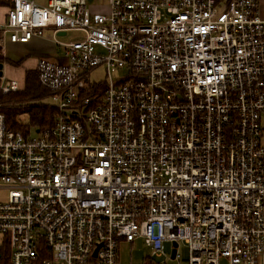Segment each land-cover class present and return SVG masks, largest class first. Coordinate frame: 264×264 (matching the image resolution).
<instances>
[{
  "label": "built area",
  "instance_id": "1",
  "mask_svg": "<svg viewBox=\"0 0 264 264\" xmlns=\"http://www.w3.org/2000/svg\"><path fill=\"white\" fill-rule=\"evenodd\" d=\"M0 1V55L50 31L66 58L36 68L51 128L0 112L10 264H123L137 240L170 259L178 243L174 260L184 243L177 264H264L261 0ZM0 80V96L22 89Z\"/></svg>",
  "mask_w": 264,
  "mask_h": 264
},
{
  "label": "rangeland",
  "instance_id": "2",
  "mask_svg": "<svg viewBox=\"0 0 264 264\" xmlns=\"http://www.w3.org/2000/svg\"><path fill=\"white\" fill-rule=\"evenodd\" d=\"M91 4L95 2V0L90 1ZM7 12V11H6ZM7 13H4V16ZM264 15V14H263ZM5 22V17L0 18V23ZM51 35L50 31H46L44 33L43 39L44 43L42 46L37 47H29L27 46V50H21L20 48H6L5 49V57L3 60V70L2 76L7 78V80L17 81L20 88L24 86L25 80V70H22L23 63L29 62L35 56L40 57V59L49 61V62H61L65 63V51L63 48H55L54 45L49 42L48 37ZM75 34H69L64 37H59V40L62 42H68ZM41 53H43L41 55ZM44 53L46 55H44ZM105 69L99 68L92 72L90 75V80L92 82L102 83L105 81ZM51 99L46 98L42 101L43 104H51ZM21 121L23 124L28 123L27 116H22ZM33 133H36V129H33ZM1 185V182H0ZM8 201V191L0 188V204H5ZM167 250L168 253L171 251V245L168 244ZM179 260H172L170 257H152V250L149 246H147L144 240H137L133 244L123 242L120 246V261L123 264H177L178 261L185 263L189 258V249L187 245L184 243L179 244Z\"/></svg>",
  "mask_w": 264,
  "mask_h": 264
},
{
  "label": "trees",
  "instance_id": "3",
  "mask_svg": "<svg viewBox=\"0 0 264 264\" xmlns=\"http://www.w3.org/2000/svg\"><path fill=\"white\" fill-rule=\"evenodd\" d=\"M0 62L3 60L0 59ZM46 98H49V92L39 84L37 71H27L21 90L0 96V112L6 115L7 125L14 131H23L28 135L33 129H48L54 125L58 112L54 107L42 103ZM22 116H27L28 123H22ZM10 262L9 243L3 240L0 248V264H10Z\"/></svg>",
  "mask_w": 264,
  "mask_h": 264
},
{
  "label": "crops",
  "instance_id": "4",
  "mask_svg": "<svg viewBox=\"0 0 264 264\" xmlns=\"http://www.w3.org/2000/svg\"><path fill=\"white\" fill-rule=\"evenodd\" d=\"M90 1L91 0H89V4L91 6H93V10L94 11H104V10H106V6H107V1L106 0H95V2L93 4H91ZM7 9H8L7 4L6 3H3V2L1 3V1H0V18L5 17L4 16V13H7L6 12ZM261 12H262V16L264 18V15H263L264 14V0H261ZM44 42H45L44 39L35 38V39H33L32 41H30L29 43H26V44H17V45H14V44L8 43L7 46H6V48H9V47L10 48H12V47L13 48H20L23 51V50H27L26 49L27 46L32 47V48L33 47H37V46H42V44H45ZM42 54L43 53H41V55ZM44 55H46V54L44 53ZM0 59H2V60L6 59L5 52H4V54H1L0 55ZM40 60H42V59H40V57L35 56L29 62H26L25 61L23 63V65H22V70L23 71L25 70L26 72L27 71H31V70H36L37 64H38V62ZM0 63L3 64V62H0ZM26 72H25V75H26ZM0 188L6 190L2 185H0Z\"/></svg>",
  "mask_w": 264,
  "mask_h": 264
},
{
  "label": "water",
  "instance_id": "5",
  "mask_svg": "<svg viewBox=\"0 0 264 264\" xmlns=\"http://www.w3.org/2000/svg\"><path fill=\"white\" fill-rule=\"evenodd\" d=\"M3 66H4V65H3L2 63H0V78H1V76H2ZM38 132H39V131H38ZM38 132H37V133H38ZM177 248H178V243H173V250H172V252H171V258H172V260L175 259Z\"/></svg>",
  "mask_w": 264,
  "mask_h": 264
}]
</instances>
